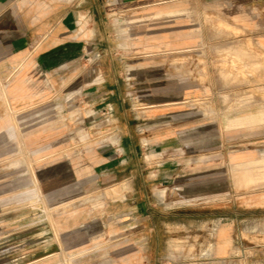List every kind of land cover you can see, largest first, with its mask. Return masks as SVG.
Masks as SVG:
<instances>
[{"label":"rangeland","instance_id":"obj_1","mask_svg":"<svg viewBox=\"0 0 264 264\" xmlns=\"http://www.w3.org/2000/svg\"><path fill=\"white\" fill-rule=\"evenodd\" d=\"M230 3L179 0L178 18L148 15L140 25L150 8L102 4L98 21L91 0L68 5L85 32L68 43L77 42L79 64L63 70L61 91L16 110L8 84L18 69L0 72V264H107L121 262L127 248L142 264L155 256L160 264L193 262L207 217L192 232L187 218L176 227L171 181L156 179L152 160L185 143L190 154H227L222 184L232 202L209 213L225 221L217 212L236 211L237 244H264V49L228 17ZM171 44L189 51L174 53ZM242 151L254 159L232 161ZM131 176L138 209L116 217L113 209L126 203L109 202L124 199ZM243 176L248 184L237 182Z\"/></svg>","mask_w":264,"mask_h":264},{"label":"crops","instance_id":"obj_2","mask_svg":"<svg viewBox=\"0 0 264 264\" xmlns=\"http://www.w3.org/2000/svg\"><path fill=\"white\" fill-rule=\"evenodd\" d=\"M86 1L0 0V72L8 75L10 73L8 70L18 69V74L8 84L12 106L16 110L38 104V100L41 99L38 97L39 93L61 91L63 70L79 64L77 42L68 43L74 41L73 37L84 34V28L78 29V22L82 15L79 12H69L67 6L83 4ZM228 1L231 2L228 17L243 30L249 32L251 39L258 42L259 46L264 49V0ZM176 2L179 0H91L94 10L91 15L98 21L102 19L104 16L101 12L102 4L128 6L129 11L132 10L133 5L141 6L140 9L150 8L149 12H141V18L135 21L140 25L142 21L147 20L148 15L153 18L162 15H166L169 19L178 18L181 16V11L174 7ZM163 5L171 6L156 10V7ZM252 9L255 11L252 12ZM180 46V44L178 46L170 45L176 51L174 53L189 51V48ZM22 66L23 69L20 71ZM80 72L81 70L78 74ZM32 74L36 77L34 81L30 80ZM161 113L157 110L156 115L162 116ZM190 145L185 143L181 149H173L171 158H165V152H163L155 154V158L152 159L155 161L156 179L164 181L167 178L171 181L170 204L171 209L176 211V214L173 215L176 216V227L184 226V222L187 220L186 226L189 232H192L196 230L197 219L201 216L207 217V221H204L201 226L205 230V233L201 235V238H204L201 248L204 249L201 253L199 252L196 258H190L189 261L193 262L187 264H264V244L249 247L245 243L238 245L235 241L234 233L238 225L235 221L238 218L236 211L217 212L220 216H230V219L226 218L225 221L222 217L213 221V215L209 213L214 209H222L228 206L227 203L232 202V200H227V189L222 184L227 180V172L222 173L223 169L227 170V154L221 152L216 156L206 153L190 154L187 152ZM232 157H234L232 161L244 164L254 159V152L242 151ZM146 158L149 161V157ZM123 176L126 178V173ZM247 179L250 180L247 177H241V180L237 178V182L244 183ZM127 181L133 184V187L131 186L132 189L129 192L123 193L124 199L109 202V204L126 203L123 205V212L117 214L113 209L111 214L116 217L123 213L124 217L132 218L133 213L138 209L135 206L137 191L134 185V176H131ZM152 181V178H148L145 183ZM212 181H214V186L211 185ZM120 195L122 196V194ZM234 196L232 195V198ZM154 198L156 202H164L161 192L157 193ZM147 204L144 214L149 220L155 216V212L150 207V203ZM231 206L235 208L236 205L231 204ZM243 208L245 207L243 206ZM185 211L191 213L186 214ZM193 211L198 213H193ZM201 211H206L209 215L201 214ZM185 218L187 219L185 220ZM211 225H214V229L211 228ZM187 238L193 240L195 236L189 234ZM207 244H209L208 247H205ZM157 246H159L158 243ZM113 253L116 252L113 251ZM160 261L161 258L155 256V264H160ZM107 264H142V261L135 254L132 255L131 248H127L124 250L121 262L119 260L117 262L116 258H110Z\"/></svg>","mask_w":264,"mask_h":264},{"label":"bare ground","instance_id":"obj_3","mask_svg":"<svg viewBox=\"0 0 264 264\" xmlns=\"http://www.w3.org/2000/svg\"><path fill=\"white\" fill-rule=\"evenodd\" d=\"M99 73H100V71H99L98 69H92V70L90 71L89 74H90V77H91V74H96V75L98 76ZM263 114H264V113H263ZM118 142H119V140H118V139H115L112 143H115V144H116V143H118ZM150 159H151V158H150ZM253 163H255V162H253ZM243 178H245V177L243 176ZM249 181H250V180L247 179V180H245L244 183H249ZM34 182H35L36 185H38V180H35ZM125 186H126V185H125ZM127 187H128V186H127ZM127 187H125L126 190H127ZM120 196H121V195H120Z\"/></svg>","mask_w":264,"mask_h":264}]
</instances>
